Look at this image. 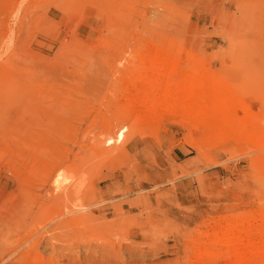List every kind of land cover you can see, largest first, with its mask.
Segmentation results:
<instances>
[{"label":"rangeland","instance_id":"obj_1","mask_svg":"<svg viewBox=\"0 0 264 264\" xmlns=\"http://www.w3.org/2000/svg\"><path fill=\"white\" fill-rule=\"evenodd\" d=\"M146 52L167 58L132 65ZM165 77L207 103L162 100ZM249 116L264 0H0V264H264V236L241 232L264 212Z\"/></svg>","mask_w":264,"mask_h":264},{"label":"bare ground","instance_id":"obj_2","mask_svg":"<svg viewBox=\"0 0 264 264\" xmlns=\"http://www.w3.org/2000/svg\"><path fill=\"white\" fill-rule=\"evenodd\" d=\"M144 45V44H143ZM145 47V46H144ZM145 49H147V47H145ZM150 49V48H149ZM148 49V50H149ZM160 49V48H159ZM144 51V50H143ZM164 52V51H163ZM163 52H149V53H142L141 55H139V57L138 58H134L133 59V62H132V65H134V64H136V62H138V61H140V60H145V59H148L150 62H152L153 63V66H156L158 63H160V61L162 60V59H164L165 58V53H163ZM167 58V57H166ZM166 58H165V60H166ZM167 60H170V59H167ZM171 61H175L174 59L172 60H170L169 62H171ZM146 63V62H145ZM165 63V62H164ZM147 64V63H146ZM146 64H144V65H146ZM165 64H167L168 65V63H165ZM177 64V63H176ZM175 64V65H176ZM131 65V66H132ZM138 65H139V63H138ZM140 66V65H139ZM142 66V65H141ZM163 66H164V64H163ZM170 66V65H169ZM151 67H152V65H151ZM174 67V66H173ZM136 68V67H135ZM138 68V67H137ZM136 68V69H137ZM158 68V67H157ZM180 68V67H179ZM155 69V68H154ZM160 69V68H159ZM138 70V69H137ZM183 69H181V71H182ZM134 71V70H133ZM133 71H130L131 72V74H133L134 72ZM133 72V73H132ZM135 73H137V72H135ZM154 73V72H153ZM171 73V72H170ZM175 73V72H174ZM189 73V72H188ZM130 74V75H131ZM157 74V73H156ZM159 74V73H158ZM171 75V74H170ZM149 76V77H148ZM167 76V75H166ZM177 76V75H176ZM130 77V76H129ZM157 77V76H156ZM162 77V75L160 76V78ZM126 78H128V77H126ZM132 78V77H131ZM144 78H147V79H149V81H150V83H151V86H150V88H152L153 89V91H154V88L155 89H159V88H156L153 84H155V82H157V81H159L160 79H159V77H157V78H155V76L153 75H145V74H140V79L142 80V79H144ZM165 78H168V77H165ZM190 78V77H189ZM132 79H134V78H132ZM159 79V80H158ZM162 79V78H161ZM190 79H193V77H191ZM164 80V79H163ZM189 81V80H188ZM187 81V82H188ZM160 82H162L163 83V81L161 80ZM167 85H169L170 87H171V89H167V92L166 93H164L163 95H162V97H161V99L162 100H166L167 99V97H169V94H170V92H172V95H176V94H178V92H183V93H185V95H186V97L187 96H192V101L196 104V103H203V104H206L207 103V100L205 99V98H203V96H201L200 94H196L195 92H198V91H196L195 90V92L193 91V90H191V88L190 87H193L191 84H193L192 82H193V80L191 81H189L190 83L189 84H186V83H184L183 85H187V87L188 88H186L185 86L184 87H182V84H181V81L180 82H176V80L174 81V79H172L171 77H169L168 79H167ZM176 82V83H175ZM185 82V81H184ZM138 84V83H137ZM175 84V87H174V89L172 88V85H174ZM134 85V84H133ZM190 87H189V86ZM198 85V84H197ZM168 86V87H169ZM212 86H214V84L212 85ZM136 87V86H135ZM154 87V88H153ZM164 87V86H163ZM165 87H166V85H165ZM198 87V86H197ZM134 88V87H133ZM150 88L148 89V90H150ZM138 89V88H137ZM137 89H135L134 88V90H137ZM139 89H140V87H139ZM145 89V88H144ZM143 89V90H144ZM140 90H142V88L140 89ZM142 90V91H143ZM166 90V89H165ZM226 90V89H225ZM129 91V90H128ZM137 91H139V90H137ZM146 91V90H145ZM144 91V92H145ZM152 91V90H151ZM224 91V89H223V85L219 82L218 83V86L213 90V92L214 93H212V96H213V98H212V102L211 103H213V104H215L216 103V106L218 107V108H221V107H223V108H227V109H229V111H230V109H231V99H229V97L227 96V95H225L226 93H224L223 92ZM227 91V90H226ZM143 92V93H144ZM149 92L150 91H148L147 93H145V94H149ZM229 92V91H228ZM152 93H154V92H152ZM199 93V92H198ZM205 94V93H204ZM208 95V94H207ZM207 95H205V96H207ZM231 95V94H230ZM204 96V97H205ZM141 97V96H140ZM152 97V96H151ZM150 96H147V98H145L144 99V101H143V103H140V105H142V106H146V107H151V106H153V105H155L157 102L154 100V99H152ZM208 97V96H207ZM230 98H231V96H230ZM143 99V98H142ZM208 99H210V97H208ZM139 101V100H138ZM138 101H136V100H134V101H132L131 103L132 104H136L137 105V103H138ZM128 102V101H127ZM130 102V101H129ZM140 102H141V100H140ZM210 104V103H209ZM141 106V107H142ZM221 115H224V114H221ZM211 123L213 124V125H217V126H219V127H222V125H223V122H212L211 121ZM241 124H242V130H243V138L245 139V141L246 142H249V143H253V142H260V141H263L264 139V118L263 117H259V116H249V117H245V118H243V119H241ZM110 145V144H109ZM108 145V146H109ZM114 145V144H113ZM115 145H116V143H115ZM110 146H112V145H110ZM129 148V147H128ZM96 149V148H95ZM70 187H68V188H65V189H62L61 190V194L60 193H56V196L57 197H60V196H62V195H64V194H68L69 192H70ZM53 195V194H52ZM252 215H254V214H252ZM255 216V215H254ZM258 216V215H257ZM259 216H260V218H259ZM258 216V218H256V217H254V219H252L251 217H247V218H244V219H242V222L241 223H243L244 225L246 224V223H248V227L246 228V229H244V231H241V232H244V233H246V234H251V235H254V234H258V235H262V236H264V212H263V214H262V212H261V215H259ZM254 222H258L259 223V225H256V226H258V227H255L254 225H253V223ZM6 220L4 219V217L2 216H0V248L3 246V244H4V242L6 241ZM235 225V224H234ZM243 226V225H242ZM235 227V226H234ZM231 228H232V226H231ZM242 229V230H243ZM237 231V230H236ZM235 231V232H236ZM216 232H218V233H220L219 232V230L217 231H215V233ZM240 232V233H241ZM217 233V234H218ZM229 233V232H228ZM232 233V232H231ZM234 233V232H233ZM216 234V235H217ZM238 236V235H237ZM198 261V260H197ZM243 261H245V262H250L248 259L246 260V259H243Z\"/></svg>","mask_w":264,"mask_h":264}]
</instances>
